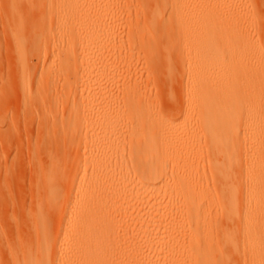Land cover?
Segmentation results:
<instances>
[{
	"label": "bare ground",
	"instance_id": "obj_1",
	"mask_svg": "<svg viewBox=\"0 0 264 264\" xmlns=\"http://www.w3.org/2000/svg\"><path fill=\"white\" fill-rule=\"evenodd\" d=\"M5 3L0 79L46 99L0 264H264V0Z\"/></svg>",
	"mask_w": 264,
	"mask_h": 264
},
{
	"label": "rangeland",
	"instance_id": "obj_2",
	"mask_svg": "<svg viewBox=\"0 0 264 264\" xmlns=\"http://www.w3.org/2000/svg\"><path fill=\"white\" fill-rule=\"evenodd\" d=\"M139 1L140 0H133V2L136 5L139 3ZM5 4H6L5 0H0V35L3 36L2 37L3 39L0 38L1 39L0 41L2 42L0 44L1 46L0 57L2 56V59H0V65L2 66L1 72L3 74L6 71H8L9 65L12 66L13 63V59L10 58L13 57V55L11 51H9L11 50V48L7 37L8 23H7L6 12L5 15L4 13L2 14V12L5 11ZM169 13H171V11H169ZM132 14L134 17L133 19L134 23L142 22L143 14L140 10L133 9ZM3 15L4 17L6 16L4 18L5 24L3 22ZM4 29L6 30L5 31L6 33H4ZM33 60L34 62H37L38 60L37 56H34ZM0 78L2 79V77ZM1 79H0V119L5 120V122L2 124L3 127L1 126L2 128H0L3 129L0 131V153H1L0 154V165H1L0 166V205H1L0 213L2 215H5L4 217L5 219H7V223L9 225L11 223V226L16 228L17 223H19L20 221V217L18 221L17 214L20 212L21 209H24L26 207L28 208V206L30 205L29 202H30L31 192L29 185L31 179V163L36 161V159L38 158L37 152H39L36 147L37 144L35 142L36 132L34 130L36 129L37 126L36 124L39 119L38 114L40 110L43 108L46 98L34 97L32 104L33 108L25 109V107H23L19 99L20 95L19 94L17 95L18 92L17 93L14 92L15 89L13 87L9 88L7 84L5 85ZM57 94L60 98H62V90H59ZM32 145L35 147V148L33 147L34 151L37 150V152L33 151ZM30 152L31 154H29ZM32 153H34L35 156ZM34 158H36L35 161ZM3 191L7 195H5ZM7 214L9 215V218L6 217ZM14 233L16 235L14 234L13 237L17 238L18 233L15 232V229H14Z\"/></svg>",
	"mask_w": 264,
	"mask_h": 264
}]
</instances>
